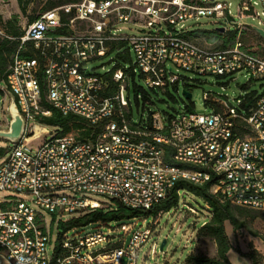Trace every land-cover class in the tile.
Returning a JSON list of instances; mask_svg holds the SVG:
<instances>
[{"label": "built area", "instance_id": "built-area-1", "mask_svg": "<svg viewBox=\"0 0 264 264\" xmlns=\"http://www.w3.org/2000/svg\"><path fill=\"white\" fill-rule=\"evenodd\" d=\"M256 3L262 11L246 0L234 15L226 0H71L28 23L16 37L20 44L4 87L26 126L0 158V192H7L0 196V254L12 264H139L157 254V243L150 251L144 247L163 213L66 230L61 223L98 208L94 195L151 210L179 180H213L211 191L222 200L264 211V93L249 105L243 96L235 103L219 96L221 106L204 113L184 110L167 118L152 111L139 123L129 117L125 95L137 71L149 87L162 89L179 82L175 67L264 77V43L253 48L240 37L246 17L264 15V0ZM202 16L223 18L221 33L234 23L239 36L225 47L195 42L185 34L186 22ZM130 22L141 32H125ZM123 44L135 54L132 67L89 71V60ZM30 49L38 56H22ZM44 93L57 109L83 116L98 132L89 138L55 133L37 149L28 147L30 121L52 112ZM210 96L205 93L206 100ZM167 147L179 164L166 160ZM45 212L54 215L51 226Z\"/></svg>", "mask_w": 264, "mask_h": 264}, {"label": "rangeland", "instance_id": "rangeland-1", "mask_svg": "<svg viewBox=\"0 0 264 264\" xmlns=\"http://www.w3.org/2000/svg\"><path fill=\"white\" fill-rule=\"evenodd\" d=\"M50 0H28L26 10L23 11L18 0H0V34H3L11 22L14 26L25 29L32 16L36 17L48 5ZM231 1V11L234 15L238 13L239 5L246 0H226ZM248 1V0H247ZM259 11L262 7L257 0H251ZM247 12H250L247 11ZM239 21L238 18H235ZM264 15L260 12V17L248 16L244 19L247 26L241 34V39L249 46L256 48L264 41L255 30V26L264 28ZM225 24L223 18L215 16H202L186 22V35L197 43L210 47H220V45L232 42L239 34L235 30V24L229 23L228 27L232 31L221 33L218 27ZM124 29L128 33H139L142 28L135 23H125ZM167 28V27H166ZM218 28V29H217ZM217 30L220 32L216 37ZM234 30V31H233ZM196 31V32H192ZM131 45L123 44L115 47L104 56H97L89 60L87 65L92 73L106 74L118 67L128 69L135 61L133 51L129 53ZM174 70L181 75L179 82L170 84L165 89L159 87H149L141 71L130 75L128 88L125 90L126 98L129 100L127 109L129 117L133 122L139 123L142 119L148 120L152 111H160L165 117L176 115L184 110L197 111L200 113L210 112L217 106H221L219 96H228L230 101L235 103V98L243 96L247 105L254 102L255 97L264 93V77H252L246 71L233 74H200L195 71H187L175 67ZM5 86L0 92V128H8L11 120L8 107L10 94ZM185 88H190L192 97H187ZM211 93L210 99H205V93ZM243 109V106L237 105ZM246 106V105H245ZM31 132L24 137L25 144L37 149L47 138L55 133L60 134V128L46 124L38 120L30 121ZM14 143L0 138V145L12 146ZM7 192H0L4 197ZM94 199L100 201L98 207H110L116 201L105 197L94 195ZM194 208L196 211H192ZM259 215L247 217L246 225L235 231L232 224L226 222V230L233 245L229 251V259L233 264H249L248 257L240 254V251L248 252L253 248L259 249L264 255V211L258 210ZM211 210L206 202L199 196L182 191L180 194V204L169 211L164 212L154 226V233L146 243V251H150L152 244L157 243V254L148 256L146 260L139 258V264H183L189 253L217 255V245L215 240L206 235L200 234L203 222L210 218ZM45 217L51 226L54 215L45 212ZM167 238L164 250H160L162 241ZM4 264H12L8 261L6 254H0ZM264 263V261H263Z\"/></svg>", "mask_w": 264, "mask_h": 264}, {"label": "trees", "instance_id": "trees-1", "mask_svg": "<svg viewBox=\"0 0 264 264\" xmlns=\"http://www.w3.org/2000/svg\"><path fill=\"white\" fill-rule=\"evenodd\" d=\"M27 1L28 0H18L23 11L26 10ZM66 1L71 0H50L44 10ZM38 16H32L28 23L32 22ZM24 31L25 29L14 26L11 22V27H8L3 34H0V92L1 87L6 85L10 66L13 63L14 55L20 44V41L16 37L22 35ZM216 34V37H219L220 32L217 30ZM225 46L226 43L220 45V47ZM22 56L37 57L38 53L35 50L30 49L28 51H23ZM255 100L256 97L254 102ZM43 104L52 112L50 115L40 116L39 120L43 123L59 127L61 129L60 134L74 135L77 138H89L98 132V128L92 127L83 116L75 113L64 114L61 110L57 109L52 103L45 100V93L43 95ZM8 150V145H0V158L3 157ZM167 150L168 154L166 160L170 163H177L171 157V148L167 147ZM212 183L213 180L203 184H195L188 180H179L168 195L148 211L127 207L120 201L113 199L116 201V204H113L110 207H98L79 217L69 218L67 221L61 223V228L66 230L73 227L83 226L97 220H119L142 214L158 216L161 213L177 207L180 204L179 190H184L201 197L210 207V218L205 220V223L201 225L200 234H206L215 240L217 245V255L209 256L206 254L189 253L183 264H233L228 255L229 251L233 248V245L226 230V222L229 221L234 230L238 231L246 225L247 217H255L256 215H259V211L254 208L236 205L230 201L222 200L217 194L211 191ZM239 252L249 258V264H264V255L257 248H253L248 252L240 250Z\"/></svg>", "mask_w": 264, "mask_h": 264}, {"label": "water", "instance_id": "water-1", "mask_svg": "<svg viewBox=\"0 0 264 264\" xmlns=\"http://www.w3.org/2000/svg\"><path fill=\"white\" fill-rule=\"evenodd\" d=\"M219 29H223V27H218ZM255 29L259 31L264 36V28L260 26H255ZM185 94L187 97H192V92L184 89ZM9 113L11 115V120L9 123L8 128H0V138L6 139L11 141L12 143H16L23 137L25 126H26V118L20 112L16 99L14 95H10V102L8 107ZM167 242V238H165L160 246V250L163 251L165 244ZM0 264H2V260L0 259Z\"/></svg>", "mask_w": 264, "mask_h": 264}]
</instances>
